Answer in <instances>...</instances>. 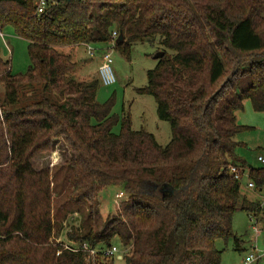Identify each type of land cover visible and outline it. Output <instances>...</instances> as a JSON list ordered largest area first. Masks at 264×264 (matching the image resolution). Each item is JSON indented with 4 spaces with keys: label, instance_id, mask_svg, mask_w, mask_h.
Here are the masks:
<instances>
[{
    "label": "trees",
    "instance_id": "16d2710c",
    "mask_svg": "<svg viewBox=\"0 0 264 264\" xmlns=\"http://www.w3.org/2000/svg\"><path fill=\"white\" fill-rule=\"evenodd\" d=\"M5 27L27 42L30 66L12 74L0 54V264H85L53 239L56 195V216L82 217L70 243H116L121 264H220L215 242L232 236L233 214L261 211L240 202L228 168H244L234 157L243 102L264 112V0H63L41 17L33 0H0ZM113 33L127 57L135 43L163 53L137 93L168 123L165 147L133 131L129 114H112V100L98 103L99 82L77 81L76 63L58 51L110 45ZM58 140L68 148L62 182L64 167L31 163ZM248 173L261 190L264 169ZM165 185L174 195L163 200L153 187ZM108 187L127 198L104 216L98 195Z\"/></svg>",
    "mask_w": 264,
    "mask_h": 264
},
{
    "label": "rangeland",
    "instance_id": "374dc122",
    "mask_svg": "<svg viewBox=\"0 0 264 264\" xmlns=\"http://www.w3.org/2000/svg\"><path fill=\"white\" fill-rule=\"evenodd\" d=\"M0 34L1 58L10 62L12 74L26 73L30 66L27 42L17 37L11 27H5ZM58 51L71 56L76 63L73 77L77 81L97 80L99 82L96 96L98 103L112 100L114 103L112 114L119 117L129 114L133 131L143 130L152 134L157 144L162 147L170 142L169 125L157 119L154 99L148 95L137 93V90L146 87V73L154 69L156 65V61L153 59L159 51L156 44L135 43L128 57L118 50L112 49L111 45H90L88 48L84 46L65 47ZM106 54L110 55V68L114 77V83L110 86L102 85L98 78L99 69L103 65L102 60ZM33 97H30V101ZM0 98H2L1 87ZM23 105L25 104L19 100V107ZM236 121L239 126L244 128L235 137L237 146L234 151L235 159L243 162L244 167L241 169L239 200L240 202L258 204L261 211L254 217V214L238 209L232 217V236L226 241L217 240L215 249L222 252L220 264H244L250 255L256 258L252 264H264V186L261 190L257 187L247 188V183L252 182L248 179L249 168L264 169L257 161L259 157L264 158V112H254L250 102L244 101L243 110L236 114ZM113 132L118 133L119 126L115 127ZM67 151L66 143L63 140H58L49 152L39 154L31 163L37 170L63 169ZM66 173L64 167L58 177V182H62L61 178L65 177ZM119 192V189L115 187H108L99 193L98 200L101 205V213L104 216L114 214L117 210L115 196ZM62 201V197H57V195L54 197L55 229L53 239L57 244L66 245L70 244L67 234L79 230L82 217L76 214H67L65 217L63 214L56 216V209ZM237 244L240 248L239 251L236 250ZM113 245L119 246L116 243Z\"/></svg>",
    "mask_w": 264,
    "mask_h": 264
},
{
    "label": "built area",
    "instance_id": "2783aa9c",
    "mask_svg": "<svg viewBox=\"0 0 264 264\" xmlns=\"http://www.w3.org/2000/svg\"><path fill=\"white\" fill-rule=\"evenodd\" d=\"M63 0H33V6H34V15L36 17L43 16L47 11L51 10L54 7H57L59 4L62 3ZM84 1V0H79ZM1 35V34H0ZM117 40L116 33H113L111 36V48L114 49L115 43ZM88 48V46H86ZM91 55V53H89ZM103 65L99 69L98 72V78L102 85L104 86H110L114 83V77L111 71V58L109 54L104 55L103 57ZM257 161L264 167V158L259 157ZM229 174L235 181H240L242 171L234 166H230L229 168ZM248 189H254V185L252 182L247 183ZM126 194L123 192H119L115 196V200L117 201V205L122 201L126 199ZM255 223V222H254ZM256 224V223H255ZM63 249L65 251H68L72 254H81L84 256V263L85 264H121L122 258L124 252L120 249V247L115 245H110L109 247L104 248H90L87 243H81V244H63ZM60 253H57V256ZM256 258H254L252 255H250L244 264H252Z\"/></svg>",
    "mask_w": 264,
    "mask_h": 264
},
{
    "label": "water",
    "instance_id": "95a60500",
    "mask_svg": "<svg viewBox=\"0 0 264 264\" xmlns=\"http://www.w3.org/2000/svg\"><path fill=\"white\" fill-rule=\"evenodd\" d=\"M122 40V37L121 36H119V38L117 39V41H121ZM163 57V53H161V52H158L154 57H153V59L155 60V61H158V60H160L161 58ZM153 191H157L158 192V194L161 196V198L163 199V200H165V199H169V198H171V197H173V195H174V190L170 187V186H167V185H165V186H162L161 188H159V189H157V187H153Z\"/></svg>",
    "mask_w": 264,
    "mask_h": 264
}]
</instances>
